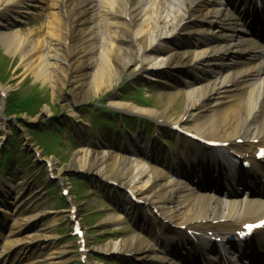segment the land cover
<instances>
[{"label": "bare ground", "instance_id": "6f19581e", "mask_svg": "<svg viewBox=\"0 0 264 264\" xmlns=\"http://www.w3.org/2000/svg\"><path fill=\"white\" fill-rule=\"evenodd\" d=\"M44 2L52 6L45 32L38 36L37 30L19 29L17 22L27 20ZM98 37L103 43L100 47L95 45ZM256 44L242 26L241 16L232 13L225 0H0L2 51L9 57L20 55L22 76H32L43 87L51 81L52 99L59 98L60 90L70 88L71 112L77 103L121 81L126 72L134 79L161 76L169 85L165 110L130 106L132 112L151 117L160 129L183 125L205 140L232 141V148L242 138L238 152L243 157H250L257 146H264V76L253 85L247 80L248 69L259 64H245L254 56ZM260 72L264 75V69ZM180 82L187 90L179 88ZM182 96V112L168 114ZM113 104L123 109L128 106ZM2 107L3 103L0 119L4 122ZM42 110L50 112L48 107ZM188 121L192 125H186ZM188 145L181 146L180 159L175 161L181 170L175 169L167 153L154 142L143 148V156L150 161L137 158L133 150L121 152L110 147L92 151L80 147L68 166L87 178L101 177L104 187L115 181L119 187L134 191L140 199L160 207L177 226L199 227V240L204 238L205 230L223 234L247 219L264 218V199L250 198V189L237 198L217 195L211 188L202 192L188 175L194 174L205 159L218 162L220 155L198 145L193 156ZM202 171L197 179H202ZM262 178L264 181V174ZM261 183L253 181L250 187L254 189ZM5 187L0 218L2 224H11L5 233L0 231V264H70L68 247L59 248L55 243L49 249L46 245L56 242L53 231L58 221L48 220L56 211L39 208L23 218V183ZM121 207L118 212H108L103 223L120 226L127 214L137 229L107 241L98 247L100 251L120 255L127 264L185 263L178 253L182 248L178 243L181 229L173 228L171 237H161L130 197ZM75 209L72 198L65 211L73 215ZM34 230L35 234H29ZM43 244L46 248L33 258L31 249ZM80 247L89 264H99L91 260L95 248L86 241Z\"/></svg>", "mask_w": 264, "mask_h": 264}, {"label": "rangeland", "instance_id": "374dc122", "mask_svg": "<svg viewBox=\"0 0 264 264\" xmlns=\"http://www.w3.org/2000/svg\"><path fill=\"white\" fill-rule=\"evenodd\" d=\"M51 7L50 4L44 2L27 20L17 22V26L23 31L37 30L36 34L40 36L45 32ZM101 30L103 32L106 31L104 26H101ZM95 45L97 47L103 45L100 37L95 40ZM21 61L22 58L20 55L9 57L0 47V92L3 89L6 95L9 96L8 100L0 96V106L2 103L3 107L10 105V97H12L13 100L15 99L19 103L27 101L28 106L24 102L22 106L28 107L24 108L25 111L34 113L38 111L35 116L30 113H21L11 118L7 117L5 111L2 113L6 120L3 122L0 119V159L7 151L6 146H9L8 150L15 152V156H12L8 161L6 171H0V180L3 182V185H0V196H5L6 189L4 185L6 183L15 185L23 183V218L28 217L39 208L55 210L56 215H50L48 220L53 221L57 219L58 221V225L54 227L53 231L56 237L54 241L56 242H51L46 245L49 246V249L56 246L55 243L59 248L68 247L70 250L69 255L72 258L70 264H86L82 262L80 257V240L73 236L74 227L71 220L72 216L69 212L65 211L69 209L71 202L69 199L62 198V182H52L49 178V167H46V165L47 161L52 160L55 170L62 175V181L71 190L70 199L73 198L76 201L78 208L76 217L82 224V230L85 233L84 238L95 248L91 260L99 264H127L123 261V257L119 255L107 256L98 247H101L107 241L125 237L128 233L135 231L136 227L128 220L127 216L120 226L103 223V217L108 212L119 211L116 205L110 204L112 202V197L110 196L111 191L110 193L105 192L102 189L100 180H97L95 176L87 178L81 173L76 172L77 170L75 168L69 167L68 165L76 150L80 147H85L92 151L112 147L117 151L125 152L131 149L129 145L135 146L134 141L130 140L132 136L127 132L118 135L114 131L115 129L112 130L108 127H102L98 119V124L93 127L82 118V114L89 119L108 118L118 123L125 117L138 119L132 123L134 129H137V132L133 134L134 137L139 135L142 140H147L148 137H152L155 141V134L150 133L151 124H155L151 117L145 118L147 122L144 120L140 122V117H143V115L132 112L130 106L156 110L158 112L165 110L164 108L169 104V85L161 76H158L159 81H151L147 77L142 76L134 79L129 72H126L121 81L116 80L111 88H109L110 86L104 87L102 88L103 91L98 94H93L90 99L77 103L75 105V111L71 112L68 108L70 98L73 96L70 88L65 87V89L60 90L58 93L59 98L56 100L52 99L51 81L43 87L32 76H22ZM178 86L183 90H187L181 83ZM113 103H123L128 104V106H125L124 110L123 108L116 107ZM183 105L184 96L177 98V101L168 109V114L181 113ZM44 107H48L50 112L43 111L42 109ZM85 107H91L96 116L93 118V114H84L83 109ZM94 107H104L108 110L116 111L117 115L112 117L96 113ZM20 109L22 108L20 107ZM73 114L75 115L74 117L72 116ZM45 120H47L46 126L49 129H53L52 131L54 132L51 134H41L38 136V139L45 146L49 144L46 149L49 153L45 152L44 148L39 144L35 143L34 146L30 143V139L33 140V136L30 133L37 131L41 127L42 121L44 122ZM54 123L58 125L64 123V125H61L58 130ZM146 124H148L149 128L148 133L145 134L140 132V128ZM187 124L192 125V121H188ZM15 131L19 133L20 138H18L17 143L9 145V139ZM166 134L169 135L167 132ZM59 138L62 139L59 142L60 145H56ZM111 138L118 139V141L112 143ZM119 139L124 141V143L121 144ZM29 148H34L40 154L43 155L45 153V155L41 158H35L36 156L34 155L31 159L28 155L27 157L18 156L21 152L31 153ZM20 164L24 166L21 170L19 169ZM63 167L66 168L60 171ZM79 182L81 183L77 190V183ZM112 191L114 192V190ZM120 196L124 200L128 199L124 194H120ZM122 202L125 203V201ZM29 234H35V230ZM44 245L41 247L36 245L35 248L31 249L30 255L36 258L42 248L45 247Z\"/></svg>", "mask_w": 264, "mask_h": 264}, {"label": "trees", "instance_id": "16d2710c", "mask_svg": "<svg viewBox=\"0 0 264 264\" xmlns=\"http://www.w3.org/2000/svg\"><path fill=\"white\" fill-rule=\"evenodd\" d=\"M11 99V101H10V105H9V107H8V110H7V113L9 114V116H11V115H13V114H20V113H30L31 115H34V114H36V113H34V112H30V111H25L24 110V108H28V107H22L24 104L26 105V106H28V103H27V101L26 102H24V104H23V102H21V103H19V101H17V100H13L12 99V97H10ZM22 108V109H20V107ZM37 112V111H36ZM41 133H42V131H34V133H33V135L36 137V142L37 143H39L40 144V146H42L43 147V145L41 144V142L39 141V139H38V136H40L41 135ZM44 148V147H43ZM45 151H46V148H45Z\"/></svg>", "mask_w": 264, "mask_h": 264}]
</instances>
